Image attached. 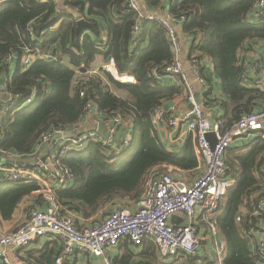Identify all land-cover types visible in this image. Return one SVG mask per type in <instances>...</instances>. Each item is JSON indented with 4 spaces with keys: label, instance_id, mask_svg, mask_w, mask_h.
I'll return each mask as SVG.
<instances>
[{
    "label": "trees",
    "instance_id": "obj_1",
    "mask_svg": "<svg viewBox=\"0 0 264 264\" xmlns=\"http://www.w3.org/2000/svg\"><path fill=\"white\" fill-rule=\"evenodd\" d=\"M163 1L142 3L147 9H156ZM254 2L167 0L171 16H185L182 31L193 39L189 55L208 58L231 96L230 107L224 109L222 116L227 123L257 109L254 106L257 98L263 99L259 109H264L263 94L241 84L243 66L239 53L247 50V40L264 39V16L255 17L258 19L255 24L248 20ZM63 3L69 12L56 16L59 4L52 0H0V80L10 97L0 113V148L16 155H30L43 133L78 123L87 101H92L105 116L121 115L123 123L132 127L136 141L124 152L109 153L97 142H89L80 151L59 148L60 160L70 169L74 180L70 187L57 191V198L65 207L89 218L113 199L139 197L150 169L164 163L193 169L198 166V160L190 141L180 150L168 151L152 122L155 108L180 93L176 86H162L158 77L173 58L164 29L154 21L144 20L139 34L133 35L136 14L128 8V0H64ZM79 16L91 22L92 27L76 32ZM26 48L32 53L47 52L51 57L38 58L23 69L21 56ZM10 54L15 58L8 60ZM98 57L103 62L112 58L117 72L133 76L134 82L116 81L100 67L84 84H75L77 72L83 74L93 69ZM111 86L123 95L115 93ZM29 97L31 100L27 102ZM244 97V102H240ZM257 139L264 147V140ZM260 161L264 166V157ZM257 173L261 177L262 172ZM257 180L248 171H241L236 185L226 194L230 200L225 216L217 218L228 248L226 264L258 262L250 250L249 238L240 231L241 226L248 229L246 218L241 222L235 220L239 209L243 205L250 207L248 199L260 189L253 187ZM0 185V210L7 217L20 198L38 190L36 183L0 182ZM131 245L128 240L121 241L119 247L124 252L121 264H129ZM55 248V243L48 242L33 259L37 264H52ZM141 249L139 255L153 264H215L206 254L183 257L180 262L157 260L150 241ZM117 258L112 259L113 264L118 263Z\"/></svg>",
    "mask_w": 264,
    "mask_h": 264
},
{
    "label": "built area",
    "instance_id": "obj_2",
    "mask_svg": "<svg viewBox=\"0 0 264 264\" xmlns=\"http://www.w3.org/2000/svg\"><path fill=\"white\" fill-rule=\"evenodd\" d=\"M127 5L136 14L133 35L139 34L144 20L158 23L166 32L172 45L173 58L158 77L174 78L176 86L183 93V108H179L176 103L163 105V101L155 108L152 122L154 125H164L173 132L183 129L192 134L201 165L194 170V176V171H187L181 173L180 177L173 176L163 165L152 168L146 175L144 190L139 197L133 200L113 199L92 217H81L65 207L56 195L58 190L70 187L74 180L70 169L60 160L59 148L80 151L89 142H97L103 150L120 154L134 142L131 134L119 135L124 126L121 115L115 113L105 116L92 101H87L83 116L99 118L94 129L78 132L77 123L71 127L53 129L40 136L31 153L32 157H37L42 146L54 136L68 138L64 144L48 149L42 159L38 158L30 166L0 163V182L36 183L41 196L40 206L32 208L14 230L0 232V264H37L19 253V250H25L36 239H50L59 243L52 264L71 262L75 253L98 257L102 264H113L109 252L117 249L123 240H128L139 248L150 241L158 258L162 260L176 259L180 262L183 257L193 258L202 250L201 256L206 254L215 264H226L227 244L219 230L216 210L221 199L235 186V181L230 178L231 168L225 159V153L235 139L249 134L256 133L264 140V109L244 113L232 123H227L221 116L211 121L204 113L202 101L197 102L196 90L178 57L180 45L176 24L183 23L185 16L175 18L169 14L161 17L156 12L146 13L136 0H128ZM66 12H69V7L62 3L56 16ZM252 13L255 17L264 16V0H255ZM80 18L82 17L79 16L78 19ZM29 32L33 36L31 28ZM32 52L26 48L22 54L23 69H27L38 58L51 57L47 52ZM14 58V54L7 57L8 60ZM205 60L196 55L188 57L189 67L201 86L206 85L202 71ZM242 66L243 84L258 85L250 79L249 67L243 60ZM101 68L116 81L134 82L133 76L117 72L112 58L104 62ZM98 69L93 68L83 74L77 72L75 84H84L90 76L98 73ZM260 72L264 77V67ZM80 95L83 93L80 92ZM9 99L8 95L7 104ZM30 100L31 97L27 102ZM100 123L104 124L102 130L98 128ZM0 157L10 161L19 158L2 148ZM255 198L251 196L248 199L250 209L240 208L235 220L241 222L243 217L246 218L249 226L245 235L251 240L250 250L257 257V264H264V229L257 240L253 239L257 232L255 220L262 217L264 222V195Z\"/></svg>",
    "mask_w": 264,
    "mask_h": 264
},
{
    "label": "crops",
    "instance_id": "obj_3",
    "mask_svg": "<svg viewBox=\"0 0 264 264\" xmlns=\"http://www.w3.org/2000/svg\"><path fill=\"white\" fill-rule=\"evenodd\" d=\"M63 1L64 0H56V3L61 5ZM136 1L142 7V10L146 13L156 12L161 17H166L169 15L167 0H164L162 5L157 6L156 9L145 8L144 4L142 3L143 0H136ZM248 20L250 23H254V24L257 23L258 21V19H256L253 14H250ZM176 27H177V40L180 45V51L178 53V57L183 63V68L186 72L189 81H191V83L193 84L196 90V95L199 94L198 96L201 98L205 115L211 121H214L217 117L219 116L222 117L223 114H225L224 109L230 107L229 104H230L231 96L224 89L222 80L215 73L213 64L208 58H206V60L204 61L202 68L203 75L206 79V85L201 86L200 84L197 83V81L195 80V74L192 71L191 67H189L190 65L188 63L190 47L193 42L192 36L182 31V22H178L176 24ZM246 43L247 44L251 43V44L250 45L246 44L247 50H243L239 53L240 60L246 62V66L249 67L248 74L250 76V79L252 81H255L258 85L247 86L245 83L243 84L242 79H241V84L248 89L255 90V92L263 94L262 96H264V77L261 76V72H260V69L264 67V39L257 37V38H253V40L250 39L247 40ZM97 61L98 58L96 59V62ZM160 80L162 86H168V87L176 86L174 78L163 77ZM110 88L111 90H114L115 93L123 95V93H120L116 89L112 88V86ZM258 96L261 95L258 94ZM257 99L258 102H255L254 106L257 109H259V106L263 103V99L260 98ZM244 100L245 97L242 98L240 102H244ZM171 103H176L179 106V108H183L184 107L183 93L180 92L174 97L165 100L163 105L168 106ZM225 105L227 107H225ZM6 106L7 103L6 105H4L3 109ZM98 119L99 118H97L96 116H94L93 118H90L88 116H83L81 118V122L79 121L77 123L79 130L78 132L82 130L85 131L89 129H94L96 127V122ZM154 127L160 141L170 152H175L177 150H180V148H182L188 141H190L193 144V149L198 160V166L201 165V158L200 157L198 158L196 154V147L192 134L183 131V129H179L176 132H173L164 125H154ZM124 134L133 135L132 127L127 125L126 123H124V126L120 131L119 135L121 136ZM258 137L259 136L256 133H254V134H249L242 138L235 139L225 153V159L227 163L230 165V168H231V164H234L237 170H240L242 172L248 171L251 176L254 175L255 177L258 178V180L253 185V187L257 188L259 186L260 189L256 190V192H253V195H251L252 197H256L255 199L264 195V166L261 164L260 161L261 157H264V147H263V143L257 139ZM67 138H59V137L55 138L54 136L49 143L44 144L42 146L41 153H39L37 157H32L33 156L32 154L27 156L17 155L19 156V158H17L13 162H19V161L25 162L24 165L22 166H30L31 162H35V160L40 158L42 155H44L48 149L55 147L57 145L64 144ZM54 139L55 142H53ZM0 158H1L0 163L2 162V160L7 161V159L3 157ZM161 165H163V167L166 168L167 170L171 171L173 176L176 177L182 176L181 173L183 172L194 171L196 169V167L193 169H180L177 166L168 163H164ZM259 171L262 172L261 177L258 176L257 172ZM194 174L195 171L193 172L192 175L194 176ZM233 180L235 181V185H236L237 180L236 179ZM40 204H41L40 193L38 191H33L23 196L17 201V203L13 208V211L8 217L5 216L0 210V232L8 233L14 230L27 217L29 211L32 208L40 206ZM246 207L250 209V207L247 205L245 206L243 205L241 209L247 210ZM255 227L257 228V232H256V236H254L253 239L257 240L261 236L264 229V222L262 217L257 218L255 220ZM240 231L241 234L243 233L245 235V230L243 229L242 226ZM250 241L251 240L249 239V244ZM48 242H52L56 244V248L53 250L52 253V258H53L54 254L58 252L59 243L57 241L50 239H36L25 250L23 251L19 250V253H23L26 258L28 257V259H31L35 262L33 258L38 256L40 250ZM130 249L133 253L129 259V264H136L137 262H143L144 264H150V263L153 264V262H151L149 259H145L143 258V256L139 255L140 251L142 250L141 248L131 245ZM15 252L16 251L14 250V253ZM114 253H115V257L118 256L117 259L119 260L118 263L116 264H121L120 258L124 255V252L121 250L120 247H118L117 251H115ZM201 255H202V250H200L199 252V256ZM72 259L71 262L68 264H102L100 258L91 255L80 254V253L76 255L75 261H72ZM158 259L159 258H157V260Z\"/></svg>",
    "mask_w": 264,
    "mask_h": 264
},
{
    "label": "rangeland",
    "instance_id": "obj_4",
    "mask_svg": "<svg viewBox=\"0 0 264 264\" xmlns=\"http://www.w3.org/2000/svg\"><path fill=\"white\" fill-rule=\"evenodd\" d=\"M103 63L104 62L100 59V57H98V61L96 62V64H94V68H97L98 66H102ZM98 68H100V67H98ZM135 143H136V141H134V144ZM115 155H117V154H115ZM240 174H241V171L240 170H237L235 168V165L234 164H231L230 178L238 180L240 178ZM229 200H230V197L228 195H225L221 199L220 206L216 210V216L217 217H221V216L224 217L225 216L224 214H225L226 209L228 207ZM113 205H115V204H113ZM223 237H224V234H223ZM115 251H117V249L112 250V251L109 252V255L112 256L111 259H114L115 258V253H114ZM227 254H228V248H226V250H225V257L227 256Z\"/></svg>",
    "mask_w": 264,
    "mask_h": 264
},
{
    "label": "water",
    "instance_id": "obj_5",
    "mask_svg": "<svg viewBox=\"0 0 264 264\" xmlns=\"http://www.w3.org/2000/svg\"><path fill=\"white\" fill-rule=\"evenodd\" d=\"M83 27H92V23L89 22V21H87V20H85V19H83V18L77 19L76 32H79L80 29H82ZM0 92H1V97H0V113H1L3 111V107H4L5 103H6V101L8 100V95L6 94L5 88L2 85V80H0ZM198 95H197V102H200L201 99H200V97ZM103 125H104L103 123H100L99 126H98V128L100 130H102ZM53 142H55V139H54ZM212 145H214V142H213ZM42 157L43 156H41L40 159H42ZM36 161H37V159L35 160V162ZM1 163H3V164H10V165L11 164H16V165L22 166V165H24L25 162H20V161L19 162H13V161H10V160H7V161L2 160ZM33 163L34 162H31L30 164H33Z\"/></svg>",
    "mask_w": 264,
    "mask_h": 264
}]
</instances>
